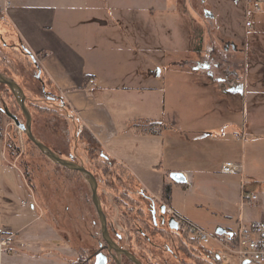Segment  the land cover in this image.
<instances>
[{"label":"rangeland","instance_id":"rangeland-1","mask_svg":"<svg viewBox=\"0 0 264 264\" xmlns=\"http://www.w3.org/2000/svg\"><path fill=\"white\" fill-rule=\"evenodd\" d=\"M134 1L137 3V0ZM227 2L228 0H206V5L204 0H177V15L165 23L163 21L168 18V13L163 14V23L157 24L159 27L156 29V39L151 43L147 41L145 45L147 52L154 43L155 55L159 58L156 66L152 68L156 67L162 74L159 80L155 79L153 87L163 106V114L172 111L173 117L178 118L170 132L172 139L167 138L164 141L165 156L162 166L156 172H143L150 180L147 190L159 201L163 181L171 184L173 196L169 206L209 235H214L218 227L234 230V222L240 216L241 178L219 173L220 162L242 163L246 182H256L254 185L250 184L249 189L264 202V132L256 134L253 130L250 131V115L254 105L251 95L252 99L253 96L261 99L259 92H252L253 80L257 83V80L264 81V45L260 43L252 46L253 53H248L247 56L243 53L244 43L249 46L256 32L264 29V7L261 13L249 15L252 27L246 29L242 0L232 6ZM166 5L169 9L168 1ZM217 24L221 26L217 27ZM245 30H248L247 33ZM1 44L11 51L7 53L5 60L0 57V70L6 66L10 67V71L4 70L0 73L15 80L23 89L36 139L64 159H71L84 167L96 165V161L89 160L85 144L78 141L79 131L84 129L67 118L68 111L60 107L59 102L55 107L60 109L57 113L61 118L41 112L40 108L45 104H52V101L43 97L39 83L34 78V71H28L33 70L31 62L24 59L18 47L9 42L0 41V47ZM12 49L18 51L19 55L15 53L17 57ZM124 58L125 55L123 60ZM205 65L208 67L206 71L203 68ZM191 71H198L205 78L192 74ZM205 81L225 95L226 103L217 104L213 101L209 86L203 87ZM128 101L134 103L133 99ZM5 109L24 123L11 92L0 86V230L17 232L37 217V221L20 232L23 239L29 242L30 249L16 261L38 264L64 258L65 264H76V235L81 234L80 239L83 242L89 241L86 235L90 230L89 221L96 219L79 203L74 185L78 175L55 165L43 156L6 116ZM193 109L194 114L191 113ZM63 115L67 118L65 121L62 120ZM189 115L206 118L207 124H201V127L211 126L210 121L213 119L219 124L215 132L201 129L202 132L212 133L215 143L210 136L203 142L192 143V149L202 158L200 163H187L185 118ZM162 134L164 137L167 133ZM236 135L244 140H238ZM187 168L194 170L192 185L188 182L185 185H176L169 179V170ZM208 168L209 173L206 172ZM140 174L142 172H137L134 176L138 188L145 186L139 178ZM96 177L98 180L102 179L100 174ZM83 188L90 196L88 186L83 184ZM104 192L105 188L103 194ZM98 195L117 230L128 237L130 242L123 245L133 244L137 247L134 243L135 236L128 233L133 214L123 218L122 209L117 204H111L100 193ZM89 196L85 201L87 203L90 202ZM256 215L254 209H245L243 212L245 220H252ZM34 232L36 238L29 235ZM188 237L193 239L191 234ZM52 239H60V246L63 247L53 248L51 243L55 241H51ZM211 246L221 249V246L214 243L206 245L207 248ZM32 250L35 251L33 256L36 259L31 254ZM147 250L151 251L149 257L152 260L149 261L153 263L155 250L146 248ZM134 253L139 254L137 250ZM164 257L168 255H161L159 261L162 262ZM169 261L176 264L171 258ZM210 263L218 264L212 261ZM234 263L236 261L232 257L219 262Z\"/></svg>","mask_w":264,"mask_h":264},{"label":"crops","instance_id":"crops-1","mask_svg":"<svg viewBox=\"0 0 264 264\" xmlns=\"http://www.w3.org/2000/svg\"><path fill=\"white\" fill-rule=\"evenodd\" d=\"M176 1L137 0L135 3L134 0H0V35L3 41L18 48L22 46L34 57L39 67V76L42 75L46 81L48 90L59 97L60 107L68 111L67 118L80 128L86 129L101 150L124 167L133 178L135 173L142 172L139 178L145 186L141 187L152 198L155 197L147 190L149 176L143 172H156L159 166H162L165 156L164 141L167 138L172 139L170 132L178 118L173 117L172 111L163 114V106L153 87L155 79L159 80L162 74L156 67L152 68L156 66V60L159 58L155 55L154 43L153 46L149 44L151 50L147 52L145 45L147 41L151 43L156 39L158 23H167L177 15ZM240 2L241 0H228L227 3L232 6ZM204 4L207 5L206 0ZM167 13L168 18L163 21L162 15ZM212 17L214 21V16ZM247 31L245 30V33ZM260 43L264 45V29L256 32L249 46L244 43L243 53L246 56L248 53L252 54L251 47ZM262 52L264 54V48ZM123 55L126 56L125 61ZM203 68L206 71L208 67L205 65ZM191 73L205 78V75L198 71ZM90 80L93 81L92 84L89 83ZM257 81L258 83L253 80L252 92H259L261 99L254 96L252 99L250 94L254 104L250 115V131L260 134L264 132V81ZM207 85L213 101L217 104L226 103L223 93L208 82L203 84V87ZM128 99H133L134 103H129ZM191 113L194 114V109ZM133 122H159L165 126L160 135L152 136L132 127ZM185 123L187 163H200L202 158L192 149V143L203 142L207 137H211L212 133L202 132L201 129L215 132L219 124L213 119L210 121L211 126L201 127V124H207L206 118L191 115L185 118ZM163 132L167 133L165 138ZM211 138L215 143L216 139ZM236 138L239 140V135H236ZM226 162L243 167L242 174L236 175L241 178L239 197L242 185L255 193L249 188L250 184L254 185L256 182H246L243 164L222 161L220 166ZM191 169H172L169 173L181 172L187 182L191 183L194 178V170ZM208 171L209 168L206 172ZM162 185L159 201L164 199V186L170 187L171 201V184L163 181ZM255 213L257 215L252 219L254 221L262 217L260 211L255 210ZM37 219L34 218L17 232H21ZM29 235L36 238L35 232ZM60 239L51 240L55 241L51 243L53 248L63 247L60 246ZM75 251L77 260L76 246ZM33 252L35 251H31L32 256ZM65 260L62 258L38 264H60L59 261L65 264Z\"/></svg>","mask_w":264,"mask_h":264},{"label":"flooded vegetation","instance_id":"flooded-vegetation-1","mask_svg":"<svg viewBox=\"0 0 264 264\" xmlns=\"http://www.w3.org/2000/svg\"><path fill=\"white\" fill-rule=\"evenodd\" d=\"M38 76V75H37ZM92 167V168H91ZM91 167H85L87 171H89L96 179L97 182V193H100V196L105 198V200H110L111 204L114 202L113 196V183L108 180H98L97 175L99 172L102 173L103 176L108 174L107 169L98 168L96 165H91ZM103 168V167H102ZM77 176V179L74 182L76 195L78 196L79 203H81L84 209L94 215L96 219H91L90 230L86 232L87 238L89 241H84L80 239V235H76V248L78 251V258L76 264H94L95 263V255L98 252H102L107 256L106 264H115L113 260L109 257L106 250H104L105 244L101 238V225L98 219L97 212L92 204L91 199V190L88 183L82 177V175L78 172H74ZM83 184H86L89 188V193H86L85 188H83ZM103 188L106 189V192L103 194ZM170 188V187H169ZM141 189V190H140ZM124 191L129 193H135L142 204H144L145 212L144 215L139 213V209L134 213L133 219L130 221L131 225L129 227L128 233L134 235V243L139 248L137 252L138 255L134 253L136 249H133L132 245L124 244L130 242L128 237L120 233L115 225L112 222L111 215L108 214V211L104 207L103 203L100 200L102 210L106 217L107 222V230L112 239L123 249L128 250L132 253L142 264H159V260L161 255L166 254L168 257L162 258L163 261L160 264H173L169 261V259H173L174 263L181 264L180 260H182V256L185 254L189 255V237L188 234L179 227V223L177 221V217L181 214L172 210L169 206L170 201L163 199V201H157L156 199L149 197L146 192L142 189L129 190L128 188H123ZM90 197V202L87 203L86 198ZM99 196V195H98ZM100 199V197H99ZM89 204V205H88ZM91 206V207H90ZM90 208V210H88ZM94 211V212H93ZM120 215V214H118ZM123 218L125 217L123 214L121 215ZM184 217V216H183ZM173 220L176 225V229L169 228V220ZM98 226V227H97ZM98 230V233L97 231ZM81 232V231H80ZM79 232V233H80ZM82 233V232H81ZM126 240L127 242H124ZM155 250V260L151 263L149 260H152L149 255L150 252L147 250ZM202 259L206 261H212L215 263H219V257L212 256L201 249ZM149 253V254H148ZM179 256V258H178ZM126 258L121 259V264L124 263ZM215 259V260H214ZM149 262V263H148ZM131 263V262H130Z\"/></svg>","mask_w":264,"mask_h":264},{"label":"built area","instance_id":"built-area-1","mask_svg":"<svg viewBox=\"0 0 264 264\" xmlns=\"http://www.w3.org/2000/svg\"><path fill=\"white\" fill-rule=\"evenodd\" d=\"M263 5L264 0H243V18L246 29L251 28L249 15L260 13ZM89 83L92 84L93 81L90 80ZM242 169L240 164L226 162L221 164L220 173L240 175ZM239 202L240 216L236 221V227L234 230H227L232 234L231 236L228 234L223 236L209 235L180 215L177 217L179 227L188 235L193 236V240L200 245L202 251L219 257V262L232 257L236 261L234 264H264V205L259 197L245 189L244 185H242ZM245 209L258 210L262 213V217L255 221L245 220L243 217ZM211 243L221 246V249L217 250L214 246L207 248L206 245ZM28 249H30V244L23 239L20 232L0 230V264H28L23 261H16Z\"/></svg>","mask_w":264,"mask_h":264},{"label":"trees","instance_id":"trees-1","mask_svg":"<svg viewBox=\"0 0 264 264\" xmlns=\"http://www.w3.org/2000/svg\"><path fill=\"white\" fill-rule=\"evenodd\" d=\"M0 41L4 43L3 39L0 38ZM0 47V54H3V56L0 55V57L5 60V57L7 56V53L11 51L10 48L5 46L4 44ZM19 49L21 50V55L24 56V59L28 60L32 64L33 70L28 71H34V78L39 83L40 92L42 93L43 97L46 99H49L52 101V104H45L43 107H41V112L52 114L56 117H58V113L60 109L55 107L57 102H59V97L55 95L53 92L48 90L46 81L40 75V78H37V75L39 74V67L36 63V60L34 59L35 63H33L32 56L22 47L20 46ZM12 53L17 57L15 53L18 54V51L16 49H12ZM19 55V54H18ZM0 59V60H2ZM5 62V61H4ZM0 70H8L10 71V67H6ZM29 69V68H28ZM6 75V74H4ZM3 88L9 90L6 86L0 85ZM13 97V96H12ZM14 98V97H13ZM15 100V99H14ZM16 102V101H15ZM26 104V102H25ZM37 106V105H36ZM56 109L57 111L53 110ZM61 118V117H58ZM57 118V119H58ZM66 116L63 115L62 120L65 121ZM131 126L137 129L142 130L143 132L147 133L148 135L156 136L160 135V133L164 130V126L162 123L159 122H146V123H131ZM78 141L85 144V150L87 155L89 156L90 161H96V166L101 169H107L108 174L106 176H103L101 172L99 174L101 175L102 179L111 181L113 183V195H114V203L118 205L119 208L122 209V214L124 216H129L130 214H133L139 209V213L144 215L145 209L144 204H142L139 200V197L135 195V193H129L127 195V192L123 190L129 189V190H136L139 189L138 185L135 183V179L132 177V175L126 171L124 167H122L120 164L116 163L114 160H112L110 157H108L100 148L96 140L89 134L88 131L80 130L78 134ZM38 140V139H37ZM40 141V140H39ZM41 142V141H40ZM43 143V142H42ZM103 167V168H102ZM163 198L165 200H168L170 198V188L169 186L163 187ZM189 255L185 254L181 257L182 260H180L181 264H212L209 261H206L202 259L200 250V245L195 242L193 239L189 238ZM133 246V244H132ZM133 249L138 250L136 246H133ZM179 258V256H178ZM187 260V261H186ZM215 260V259H214ZM123 264H132L127 259L124 260ZM219 264V263H218Z\"/></svg>","mask_w":264,"mask_h":264},{"label":"water","instance_id":"water-1","mask_svg":"<svg viewBox=\"0 0 264 264\" xmlns=\"http://www.w3.org/2000/svg\"><path fill=\"white\" fill-rule=\"evenodd\" d=\"M31 58L33 59V57ZM33 63H35L34 59H33ZM39 74L37 76L38 79L40 78ZM0 85H4L9 89L24 119V123H21L15 116H13L11 113L8 112L7 109H5L4 112L6 116L13 121L14 125L25 134L27 139L48 160H50L55 165L60 166L66 170L80 173L82 177L85 179V181L88 183L91 190L92 204L97 212L98 219L101 225V238L103 243L105 244L104 250L107 251L109 257L113 260L115 264H121V259L123 257L126 258L132 264H142L132 253L120 247L109 235V232L107 230L106 217L102 210L100 199L97 193V182L95 177L89 171H87L82 164H78L72 161L71 159L62 158L59 154H57L55 151L50 149L47 145L36 139V137L33 135L32 132V117L25 104L26 96L24 94L23 89L19 86V84L15 82V80L0 73ZM169 179L176 185H185L187 183L185 175L181 172L170 173ZM168 224L170 229L173 230L176 229V225L173 222V220L170 219ZM225 234H228L229 236L232 235L230 232H228L227 230L221 227H218L215 230V235L217 236H223ZM106 263H107V256L102 252H98L95 255L94 264H106Z\"/></svg>","mask_w":264,"mask_h":264}]
</instances>
